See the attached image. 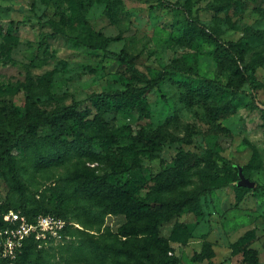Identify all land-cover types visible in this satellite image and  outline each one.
Here are the masks:
<instances>
[{
  "label": "rangeland",
  "instance_id": "obj_1",
  "mask_svg": "<svg viewBox=\"0 0 264 264\" xmlns=\"http://www.w3.org/2000/svg\"><path fill=\"white\" fill-rule=\"evenodd\" d=\"M169 1L0 0V135L47 133L56 111L72 104L86 121L98 115L109 122L96 133L92 151L74 160L94 167L112 187L127 189L120 205L109 199L115 210L100 228L79 235L98 255L91 264H142L153 248L177 255V264H264V193L239 186L236 169L223 161L242 166L264 184V0ZM187 11L206 29L193 31ZM217 38L236 52L239 68L215 55ZM94 45L139 54L137 66L150 76L174 61L185 71L172 72L147 94L146 116L118 104L100 113L92 95H116L142 81L114 54ZM190 65L225 88L222 97L195 90L192 101L185 100L186 85L196 87ZM213 107L225 114L215 118ZM101 133H114L115 140L110 143ZM182 151L201 160L175 191L164 192L160 173L173 167ZM11 153L12 165L0 168V214L27 195L39 209L71 217L73 204L62 203L54 192L66 167L22 176L12 169L21 163L24 147L15 145ZM203 186L215 188L202 195V214L187 206L141 216L135 210L138 199H178ZM178 223L188 226L181 234L186 239L172 238ZM60 242L48 243L45 254L55 255L58 264H87L66 262ZM43 258L20 254L14 264Z\"/></svg>",
  "mask_w": 264,
  "mask_h": 264
},
{
  "label": "trees",
  "instance_id": "obj_2",
  "mask_svg": "<svg viewBox=\"0 0 264 264\" xmlns=\"http://www.w3.org/2000/svg\"><path fill=\"white\" fill-rule=\"evenodd\" d=\"M160 1L166 5L171 4L169 0ZM232 2L233 1H229V3ZM217 8L219 9L220 6H217ZM186 16L190 19V26L193 31H203L206 29L204 23L199 18L193 17L189 11H187ZM67 18L68 17H66V19ZM216 43L215 55L221 61H227L230 66L239 68L236 52L229 48L220 38L216 39ZM94 47L105 49L107 52L114 54L120 61L121 66L142 81L140 85H128V87L116 95L111 93H97L92 95L90 99L96 104L98 112L100 113L107 111L110 106L118 104V106L132 105L137 109L141 117L146 116L149 112L147 94L155 87H159L172 72L184 70V65L174 61L168 64L166 69L159 71L154 76H150L137 66L139 54H130L125 48L116 52L108 50L105 46L94 45ZM188 69L193 72L196 87L193 88L191 84L186 85V93H184L185 100L191 102L193 98L192 91L195 90H197L200 96H210L212 99H219L222 97L226 89L220 86L215 79L201 75L197 71H193L192 65L188 66ZM250 85L252 86L253 95L256 96V86L252 80H250ZM227 104L232 106L230 102H227ZM228 105H225L224 108H229ZM212 110L215 118L222 117L225 114L221 113L220 115L215 107H213ZM87 113L89 114L90 111H87ZM55 114L56 117L53 121H50L51 127L50 131L47 133L24 132L17 136L14 134L0 135V168L10 167L12 165L14 156L11 150L15 145L24 147L25 151L21 163L12 169V172H15V174L26 176L32 170L52 169L58 165L66 167L65 172L58 175L55 181L54 192L62 203L71 202L73 204L74 207L71 217L53 208L49 209L45 207L44 209H39L27 195L21 196L19 199L20 202L16 208L10 209H20L30 218L39 213H54L67 218L69 221L80 223L82 227H76L71 224L67 226L65 232L70 234V238H64V240L59 243V250L62 254V258L65 259L66 262L74 258L78 261L91 264L97 261L98 255L91 248L88 238L79 237V235L85 232V228H100L107 213L115 210L111 207L109 199L116 198L113 202H115L116 205H120L121 203L118 201V198H121L127 189L124 187H115V189L103 175L96 173L94 167L74 161L76 157H79L85 152L92 151L94 137L97 135L96 133L100 128L109 127V122L104 117L98 115H94L93 118L86 121L83 113L78 110L75 104L61 107ZM168 119L169 121L174 120L173 117ZM71 120L74 121L73 124L70 123ZM101 135L110 143L115 140L114 133H101ZM149 138L152 141L154 140L152 134L149 135ZM200 160L201 157L196 153L190 151L180 152L176 158V164L173 167L164 169L160 173V179L166 181V183H160V190L164 192L175 191V189L181 185L182 181L187 180L191 173V169L198 165ZM223 161L225 167H234L236 169V174L238 175L236 181H238V165L225 157H223ZM213 188L215 187L203 186L198 190L189 191L180 195L178 199H156L153 202L138 199L134 203L135 210L138 212L139 216H141L145 211L178 210L182 206H187L191 211L202 214L201 197ZM253 188L264 193V184L256 182V186ZM10 209H8V211ZM7 212L0 214V227L8 223L6 216ZM134 212L135 211L130 212L131 217L135 215ZM188 230L186 224L178 223L176 228H174V235H172V238H183L181 234L186 233ZM76 235H78V237H76ZM183 239H186V237ZM155 249L156 248L150 249L144 254L142 264L178 263L177 255H169L168 251L162 248H158V250ZM45 250V246L38 247L33 239H28L21 255L30 253L32 256L39 254L44 257L34 264H58L55 259H53L55 255L47 256ZM0 263L11 264L8 259H0Z\"/></svg>",
  "mask_w": 264,
  "mask_h": 264
},
{
  "label": "built area",
  "instance_id": "obj_3",
  "mask_svg": "<svg viewBox=\"0 0 264 264\" xmlns=\"http://www.w3.org/2000/svg\"><path fill=\"white\" fill-rule=\"evenodd\" d=\"M6 216L7 225L0 227V259H8L11 264L22 253L28 239L44 247L50 242L70 238L65 232L68 225L82 227L54 213H39L30 218L20 209H10Z\"/></svg>",
  "mask_w": 264,
  "mask_h": 264
},
{
  "label": "water",
  "instance_id": "obj_4",
  "mask_svg": "<svg viewBox=\"0 0 264 264\" xmlns=\"http://www.w3.org/2000/svg\"><path fill=\"white\" fill-rule=\"evenodd\" d=\"M238 169H239V179L237 181V184L240 186H247L250 188H253L256 186V181L251 179L249 176H247L244 171H243V167L238 165Z\"/></svg>",
  "mask_w": 264,
  "mask_h": 264
}]
</instances>
